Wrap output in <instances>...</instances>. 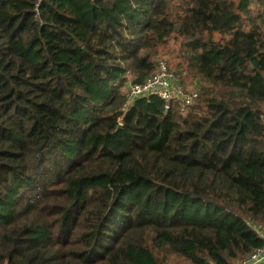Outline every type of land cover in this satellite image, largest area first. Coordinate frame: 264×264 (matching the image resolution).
<instances>
[{"label":"trees","instance_id":"16d2710c","mask_svg":"<svg viewBox=\"0 0 264 264\" xmlns=\"http://www.w3.org/2000/svg\"><path fill=\"white\" fill-rule=\"evenodd\" d=\"M171 40L198 101L127 106ZM263 229L264 0H0V264H235Z\"/></svg>","mask_w":264,"mask_h":264},{"label":"built area","instance_id":"2783aa9c","mask_svg":"<svg viewBox=\"0 0 264 264\" xmlns=\"http://www.w3.org/2000/svg\"><path fill=\"white\" fill-rule=\"evenodd\" d=\"M126 93L127 106H131L138 99L155 96L165 103L166 110L170 105H175L180 112L190 109L200 97L199 87L189 90L177 83L165 60L158 62L155 74L143 83H128ZM258 233L264 243V229L258 230ZM235 264H264V245Z\"/></svg>","mask_w":264,"mask_h":264},{"label":"rangeland","instance_id":"374dc122","mask_svg":"<svg viewBox=\"0 0 264 264\" xmlns=\"http://www.w3.org/2000/svg\"><path fill=\"white\" fill-rule=\"evenodd\" d=\"M253 8V11L255 12L260 10L258 5ZM179 51V43L171 40L166 46L158 49L157 56L155 57V63L158 64L161 60L167 61L174 73V76L176 77L177 83L183 85L185 88L192 90L195 87H199V81L197 79L193 81L189 80L185 71L184 62L179 56ZM131 81L132 80H130V82Z\"/></svg>","mask_w":264,"mask_h":264}]
</instances>
